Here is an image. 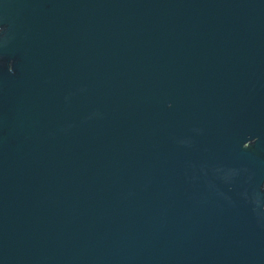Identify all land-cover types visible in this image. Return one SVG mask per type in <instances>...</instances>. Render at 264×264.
Returning <instances> with one entry per match:
<instances>
[{
    "label": "water",
    "instance_id": "95a60500",
    "mask_svg": "<svg viewBox=\"0 0 264 264\" xmlns=\"http://www.w3.org/2000/svg\"><path fill=\"white\" fill-rule=\"evenodd\" d=\"M0 264H264V0H0Z\"/></svg>",
    "mask_w": 264,
    "mask_h": 264
}]
</instances>
